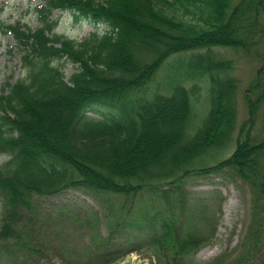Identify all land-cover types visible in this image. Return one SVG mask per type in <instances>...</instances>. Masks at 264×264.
<instances>
[{
	"label": "trees",
	"instance_id": "trees-1",
	"mask_svg": "<svg viewBox=\"0 0 264 264\" xmlns=\"http://www.w3.org/2000/svg\"><path fill=\"white\" fill-rule=\"evenodd\" d=\"M56 11L110 28L71 38L54 31ZM36 14V27L0 23L22 51L26 70L0 94V155L9 157L0 164V240L25 245L24 217L34 213L36 195L76 188L130 198L151 191L152 209L127 224L150 234L148 247L160 248L156 264H189L186 254L206 241L201 225L187 222L184 210L165 199L178 197L188 177L229 168L250 191L248 220L236 247L207 264H264V137L255 135L264 128V70L246 93L247 118L238 127L235 64L214 51L262 55L264 67V0H41ZM195 50L204 51L193 55L185 74L209 79L210 109L189 134L190 88L178 80L167 92L143 95L171 56ZM62 59L77 67L69 78ZM232 145L227 157L202 166L211 151ZM116 253L103 255L108 264Z\"/></svg>",
	"mask_w": 264,
	"mask_h": 264
},
{
	"label": "rangeland",
	"instance_id": "rangeland-1",
	"mask_svg": "<svg viewBox=\"0 0 264 264\" xmlns=\"http://www.w3.org/2000/svg\"><path fill=\"white\" fill-rule=\"evenodd\" d=\"M41 0H0V23L20 21L31 27L40 25L36 7ZM54 18L59 24L54 30L71 38L81 40L93 29L86 21L75 22L68 11H56ZM204 50L182 52L171 56L158 70L146 88L145 97L157 92H167V86L180 81L191 89L192 122L188 133L193 134L202 124L210 109V81L208 78H188L185 74L193 55ZM218 57L232 59L234 68L230 72L239 80L238 127L247 118L246 93L262 67V55L247 54L230 47H215ZM22 51L13 36L0 31V94L8 81L15 82L25 76ZM61 64L67 78L77 70L70 61ZM225 76V74H223ZM264 116V104H262ZM100 117L96 111L92 114ZM256 138L264 137V128H256ZM235 145L213 150L204 156L202 166H210L227 157ZM0 155V164L8 160ZM177 190L178 197L170 195L167 202L178 204L184 217L193 226L201 225L206 239L196 250L186 254L189 264H207L216 256L231 251L240 241L248 220L250 191L245 181L229 168L206 175H194L185 179L184 186ZM155 192H144L137 197L126 198L95 195L85 189H66L58 194L34 197L37 206L33 214L24 217L27 223L24 246L15 239L0 240V264H108L103 255L117 251L118 259L111 264H156L160 248L147 245L148 234L135 229L132 224L140 220L141 214L152 209L157 201ZM126 210V209H128ZM126 210L125 216L120 214ZM3 199L0 196V218L3 217ZM213 221V222H212ZM121 225V231L117 227ZM206 232V235L204 236ZM116 234L115 237H109ZM202 237V238H203ZM41 245L34 253L30 246ZM168 251V250H167ZM108 258V257H107ZM161 264H165L161 262Z\"/></svg>",
	"mask_w": 264,
	"mask_h": 264
}]
</instances>
